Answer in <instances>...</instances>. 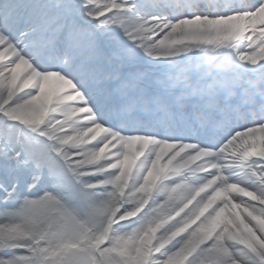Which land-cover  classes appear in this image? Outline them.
<instances>
[{"label": "snow or ice", "instance_id": "obj_1", "mask_svg": "<svg viewBox=\"0 0 264 264\" xmlns=\"http://www.w3.org/2000/svg\"><path fill=\"white\" fill-rule=\"evenodd\" d=\"M0 264H264V0H0Z\"/></svg>", "mask_w": 264, "mask_h": 264}]
</instances>
